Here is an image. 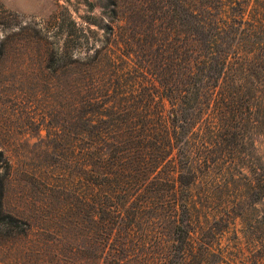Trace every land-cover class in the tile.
<instances>
[{
  "label": "trees",
  "instance_id": "1",
  "mask_svg": "<svg viewBox=\"0 0 264 264\" xmlns=\"http://www.w3.org/2000/svg\"><path fill=\"white\" fill-rule=\"evenodd\" d=\"M108 3L86 26L55 16L31 44L54 152L33 168L0 140V237H27L44 206L61 219L91 202L116 264H225L231 219L264 205V0Z\"/></svg>",
  "mask_w": 264,
  "mask_h": 264
},
{
  "label": "rangeland",
  "instance_id": "2",
  "mask_svg": "<svg viewBox=\"0 0 264 264\" xmlns=\"http://www.w3.org/2000/svg\"><path fill=\"white\" fill-rule=\"evenodd\" d=\"M123 1L128 5L134 0ZM88 4L96 5L93 11ZM111 10L109 7L108 12ZM102 13L99 0H0V140L14 141L16 151L33 158V168L47 170L50 166L35 157L54 152L49 145V126L55 124L51 120L55 109L50 91L39 85L42 48L39 43L31 44L42 40L46 33L56 32L55 16L64 21L70 15L79 25L86 26L89 18L102 20ZM108 23L104 17L103 25ZM92 30L97 31L95 27ZM98 33L99 36L91 37L98 41L103 34ZM60 152L65 153L63 149ZM231 175L217 178L230 185L239 181L237 172ZM13 190L16 194L17 188ZM12 203L20 210L28 208L16 199ZM62 207L70 206L67 203ZM77 207L81 212H68L61 219H54L52 207L44 206L46 212L34 220L33 231L27 237H0V264H116L115 242L103 254L100 220L92 213L95 205L87 202ZM230 224L222 233V248H212L215 253H219V248L225 251V264H264V205L246 206Z\"/></svg>",
  "mask_w": 264,
  "mask_h": 264
}]
</instances>
